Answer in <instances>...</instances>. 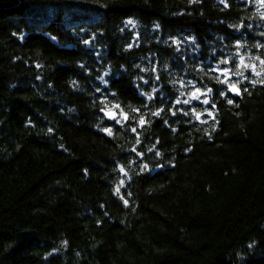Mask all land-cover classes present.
Here are the masks:
<instances>
[{"label": "trees", "instance_id": "1", "mask_svg": "<svg viewBox=\"0 0 264 264\" xmlns=\"http://www.w3.org/2000/svg\"><path fill=\"white\" fill-rule=\"evenodd\" d=\"M0 264H264V0H0Z\"/></svg>", "mask_w": 264, "mask_h": 264}, {"label": "water", "instance_id": "2", "mask_svg": "<svg viewBox=\"0 0 264 264\" xmlns=\"http://www.w3.org/2000/svg\"><path fill=\"white\" fill-rule=\"evenodd\" d=\"M233 86L238 91H233ZM227 93L233 98H239L242 95V89L236 84H230L227 86ZM100 114L104 116L108 122H114L118 118V113L115 110L101 109Z\"/></svg>", "mask_w": 264, "mask_h": 264}, {"label": "snow or ice", "instance_id": "3", "mask_svg": "<svg viewBox=\"0 0 264 264\" xmlns=\"http://www.w3.org/2000/svg\"><path fill=\"white\" fill-rule=\"evenodd\" d=\"M233 91H238V89H236L234 86H233ZM232 101L230 100L229 103H231Z\"/></svg>", "mask_w": 264, "mask_h": 264}]
</instances>
